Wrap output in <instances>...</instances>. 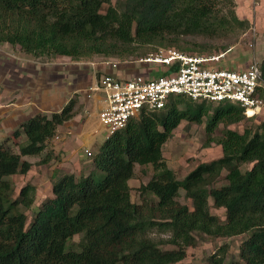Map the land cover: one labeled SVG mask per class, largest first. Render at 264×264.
<instances>
[{
  "label": "trees",
  "instance_id": "16d2710c",
  "mask_svg": "<svg viewBox=\"0 0 264 264\" xmlns=\"http://www.w3.org/2000/svg\"><path fill=\"white\" fill-rule=\"evenodd\" d=\"M249 26L234 0H0V43L34 58L126 61L155 46L207 55L226 51L236 40L232 34ZM177 63L164 73H173ZM259 67L264 83V58ZM77 103L74 93L49 116L35 112L20 122L10 134L24 136L16 149L8 138L0 142V264H198L183 262L198 238L242 234L236 258L225 262L222 245L208 264H264V121L241 132L229 128L245 118L232 102L170 95L163 109L141 111L105 138L88 174L53 180L51 196L28 220L22 207L33 204L35 188L26 183L14 195L9 177L29 171L25 157L46 149L56 129L76 115ZM203 118L205 145L214 142L222 153L178 179L162 147L182 121L200 124ZM137 165L153 173L135 202L128 181ZM180 190L191 209L177 199ZM209 200L223 208V219L210 212ZM154 229L169 232L167 242L175 247H160L149 236ZM75 235L81 236L76 243Z\"/></svg>",
  "mask_w": 264,
  "mask_h": 264
},
{
  "label": "rangeland",
  "instance_id": "374dc122",
  "mask_svg": "<svg viewBox=\"0 0 264 264\" xmlns=\"http://www.w3.org/2000/svg\"><path fill=\"white\" fill-rule=\"evenodd\" d=\"M234 3L237 16L247 19L250 26L243 32L232 34L236 36V40L226 51L207 54L222 55L216 67L244 68L249 61H260L264 58V0H234ZM218 42L220 41L214 43ZM167 49L155 46L149 49L145 56L130 57L126 61L99 55L80 59L67 56L34 58L22 52L18 46L0 43V142L8 138L7 142L16 149V144L22 142L24 136L15 140L10 135L11 131L28 116L35 112L46 113L49 116L51 112L58 111L74 93L78 95L81 93L82 96L85 95L83 93H91L90 97H92V100L86 101L85 107L82 106L83 104L76 105V115L56 129L45 150L37 156L25 157L31 163L26 174L9 177L14 182V195L26 183L32 184L35 188L33 204L29 208L22 207L28 220L41 201L51 196L50 188L53 180L65 173H72L79 178L91 171L93 155L105 138L111 134V130L104 127L99 120L100 106L105 103L104 93L88 90L89 86L95 84L94 74L103 73V69L104 71L106 69L115 72L119 77L141 72L154 77L160 74L165 66L144 60L156 57V53L167 54ZM82 96L81 99L84 100L85 97ZM96 96L100 99H96ZM262 121H264V104L251 117L245 115L241 122L228 127L241 132L245 127L254 129ZM204 126L205 118L200 124L182 121L162 147L166 164L175 172L178 179L183 178L196 164L219 157L222 153L221 147L214 142L205 145ZM223 128L222 124L219 125L214 136H218ZM87 151L91 155L87 156ZM152 173L151 166L135 167L134 177L128 181L133 201L138 202L137 189L140 184L149 180ZM177 199L191 209V201L184 197L183 190H180ZM209 205L211 213L224 218L223 208H214L211 200ZM149 236L162 248L175 247L167 242L170 237L169 232L154 229L149 232ZM245 237L246 234L198 238L195 246L187 248L183 262L208 264L207 257L214 252L218 253V248L222 245H227L225 255L227 262L230 258L238 256L239 245ZM80 238V235H75L72 241L76 243Z\"/></svg>",
  "mask_w": 264,
  "mask_h": 264
},
{
  "label": "built area",
  "instance_id": "2783aa9c",
  "mask_svg": "<svg viewBox=\"0 0 264 264\" xmlns=\"http://www.w3.org/2000/svg\"><path fill=\"white\" fill-rule=\"evenodd\" d=\"M222 55H187L168 50L167 54L145 62L170 67L178 62L173 73L149 77L137 73L119 77L111 73L94 74L90 91L104 93L99 120L111 133L126 126L141 111L161 110L170 95H183L195 101L232 102L243 108L247 117L264 104V83L259 61H249L244 68L216 67ZM89 156L91 153L86 152Z\"/></svg>",
  "mask_w": 264,
  "mask_h": 264
},
{
  "label": "crops",
  "instance_id": "0c3cea01",
  "mask_svg": "<svg viewBox=\"0 0 264 264\" xmlns=\"http://www.w3.org/2000/svg\"><path fill=\"white\" fill-rule=\"evenodd\" d=\"M165 69H166V68H165ZM165 69H164V70H161L159 73L164 72ZM103 72H105V73H111V74H113V75H116L115 72L113 73V71H106V69H105V71H104V69H103ZM141 73H142V74H145L146 72H141ZM146 74H147V73H146ZM146 74H145V75H146ZM155 74H158V73H155ZM116 76H117V75H116ZM88 90H89V87H88ZM80 94H81V93H80ZM80 94H79V95H80ZM83 94H85V95H83V96H82V94H81L80 96L78 95L80 101H79V99H78V103H77V104H80V105L83 104L82 106L85 107V106H86V101H89L90 99L92 100V97H90L91 93H87V94H86V93H83ZM81 96H82V97H85L84 100L81 99ZM95 98H96V99H100L99 96H96ZM101 107H102V105L100 106V108H101ZM61 143H63V142H61ZM63 147H64V146H63Z\"/></svg>",
  "mask_w": 264,
  "mask_h": 264
}]
</instances>
